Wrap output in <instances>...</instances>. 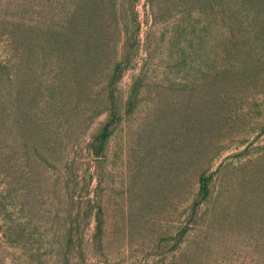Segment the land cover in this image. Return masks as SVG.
Instances as JSON below:
<instances>
[{
  "label": "rangeland",
  "instance_id": "1",
  "mask_svg": "<svg viewBox=\"0 0 264 264\" xmlns=\"http://www.w3.org/2000/svg\"><path fill=\"white\" fill-rule=\"evenodd\" d=\"M0 264H264V0H0Z\"/></svg>",
  "mask_w": 264,
  "mask_h": 264
}]
</instances>
